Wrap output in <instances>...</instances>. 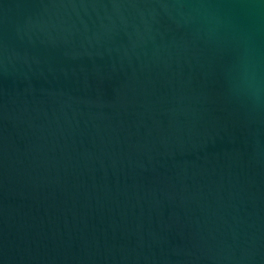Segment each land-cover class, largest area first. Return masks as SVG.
I'll use <instances>...</instances> for the list:
<instances>
[{"label": "water", "instance_id": "1", "mask_svg": "<svg viewBox=\"0 0 264 264\" xmlns=\"http://www.w3.org/2000/svg\"><path fill=\"white\" fill-rule=\"evenodd\" d=\"M0 264H264V5L0 0Z\"/></svg>", "mask_w": 264, "mask_h": 264}, {"label": "clouds", "instance_id": "2", "mask_svg": "<svg viewBox=\"0 0 264 264\" xmlns=\"http://www.w3.org/2000/svg\"><path fill=\"white\" fill-rule=\"evenodd\" d=\"M259 3L260 5H264V0H259ZM240 72L242 74V78L247 79L248 68L244 63L241 64Z\"/></svg>", "mask_w": 264, "mask_h": 264}]
</instances>
